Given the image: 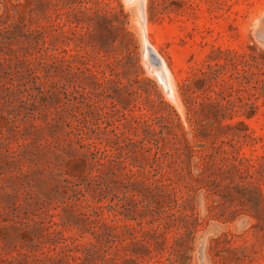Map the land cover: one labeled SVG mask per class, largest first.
<instances>
[{
	"label": "rangeland",
	"instance_id": "obj_1",
	"mask_svg": "<svg viewBox=\"0 0 264 264\" xmlns=\"http://www.w3.org/2000/svg\"><path fill=\"white\" fill-rule=\"evenodd\" d=\"M129 2L0 0V264H264V183L241 173L247 163H264V0H144L146 37L170 73L171 95L146 56ZM75 15L84 22L71 34ZM86 23L89 31L81 29ZM51 64L57 68L47 74ZM208 64L220 65V75L196 90L189 111L180 85ZM28 68L59 84L47 78L38 90ZM10 86L20 94L7 96ZM227 101L233 118L222 124L244 121L246 129L218 131L216 105ZM252 104L257 110L247 119ZM187 117L204 127L203 139ZM172 121L191 151L175 141ZM71 132L106 149L98 172ZM198 152L209 154L204 179L195 191L176 186L177 205L162 194H126L114 177L124 165L137 180L151 167L174 180L181 168L195 176ZM88 172L96 181L84 179ZM62 179L80 182L85 198L66 206ZM235 184L260 188L257 211ZM93 232L110 233L113 261L67 257L60 237L102 245Z\"/></svg>",
	"mask_w": 264,
	"mask_h": 264
},
{
	"label": "trees",
	"instance_id": "obj_2",
	"mask_svg": "<svg viewBox=\"0 0 264 264\" xmlns=\"http://www.w3.org/2000/svg\"><path fill=\"white\" fill-rule=\"evenodd\" d=\"M76 19H74V22H69V27L72 33L71 34H76L77 31L75 29L78 28L80 22L82 19H79V16L75 15L74 16ZM100 19V20H98ZM104 17L99 16L97 17V21L103 20ZM72 24H76L74 27H71ZM93 24V21H92ZM49 27H58L61 28V26L57 23H50L48 22ZM87 28L82 27V30L89 31V27L91 26L90 23H86ZM102 51V47H99V52ZM55 59V57H53ZM45 64V63H42ZM57 67L54 66V64H51L48 66V71H46L47 74L50 73V70H56ZM70 69V67H68ZM222 67L218 64L214 65H206V69H200L196 73H193L191 76L187 77L182 85H180V88L182 90V94L186 97V100L189 104L188 110L192 111L197 104V101L192 98V96L195 94L196 90H200L207 82L211 81L212 79H217L220 75V70ZM67 71H69L67 69ZM28 72H30V81L28 83L33 84L38 90H41L46 84L47 78L50 79V85L53 87H56L57 84H59L58 81L54 80L53 78H49L50 76L48 75H43V76H38L36 75V72L34 69L28 68ZM3 86H0V89ZM20 87L18 86H10L6 87V95L7 96H18L20 94ZM196 88V89H194ZM207 98H204V100ZM208 100V99H207ZM231 102L227 101L226 105H216V109H221L220 116L217 118L218 115H214L215 120L219 123L218 125V131L224 130V129H232L233 127H242L243 129H246V124L244 121H239L236 122L234 125L231 124H222L223 121L225 120H232L233 117L230 115H227V112L229 109H227V105H230ZM257 110V106L252 104L249 106V111L246 113V118L251 119L255 116V112ZM187 120L191 126V130L193 132L194 137L198 138L199 140L203 139L202 134L199 133L198 131V126L201 128H204L202 125H199L197 121H195L193 118L187 117ZM134 122L138 125L144 124L146 127L147 134H152V132L149 130L150 126L147 124V121L144 120H137L135 119ZM171 127L177 129V133L174 136L175 141H183L186 149L188 151L190 150V146L188 141L185 138V132L183 131L181 125L178 122H169ZM168 128V127H167ZM205 130V129H204ZM154 133V132H153ZM74 138L77 139V143L80 146V149H86V155L84 158H88L92 162H94V165L97 167V172L98 168L103 167L106 163H101V158H99V155L101 154H106V149L101 150V148L98 147L94 142H86V139L82 136L80 132L77 133H70ZM155 134V133H154ZM216 135V134H215ZM199 154V161L195 166L197 174L193 176L191 174L190 169H180V172L177 175V179H173L172 177L167 176L165 173L162 172L160 167H151L152 171L150 173H144L143 171H139L138 177L141 179L137 180L134 176V173L132 170L127 169V167L124 165L121 169V173L114 175V177L118 180L120 184H123V186L126 189V194H131V196H134V192H136L138 195L143 196L144 198L148 197L149 194L156 193V194H162L163 197H167L170 199L174 200L175 205H177V195L181 192L176 186L180 184H184L185 188L188 189L189 192L195 191L197 186L196 184L200 182L202 179H204V163H207L205 159L209 157V154L206 153H200ZM160 160V157L156 154L153 158L152 161L157 162ZM201 162V163H200ZM109 164V163H108ZM123 163H118V165H121ZM248 167L244 169L241 173L244 175L243 178H248L252 180H256L257 183L262 182L264 183V163H259L257 165H252L250 163H247ZM217 170V169H216ZM255 175V176H254ZM58 177H62L61 174L56 175ZM96 177L92 175L91 173H87L84 176V179L89 181V182H94L96 181ZM142 181V182H141ZM58 183H64L63 186V194L66 195V206L71 205L73 202H78L80 199H84L85 195L84 192L80 189V182H73L69 181L67 179H62L58 180ZM141 182V183H140ZM144 185L143 187L139 185ZM232 184V182L230 183ZM141 187V188H140ZM227 189H230L227 188ZM232 190L236 192L243 203H246L249 205L251 209L254 211L258 210L259 204H260V188L251 186V188H246V187H241L238 184H235L232 187ZM188 195V193H187ZM228 195L232 196V193H228ZM55 195H50L47 198V201H43L41 203L42 208H47L48 202H50ZM184 196H180V199H183ZM38 199V198H37ZM99 202V201H98ZM88 207L91 208H100V206H95V205H88ZM126 212H130L128 209H125ZM46 213L48 210L45 211ZM96 214V213H95ZM98 216V215H96ZM174 217V215H172ZM186 229V236L189 237L192 235V232L188 229L186 224L184 227ZM80 235L84 234L85 231H82L80 229L79 231ZM87 232V231H86ZM58 233V232H57ZM59 234V233H58ZM93 234L96 235L97 239L103 243L102 245L99 246H93L92 244L88 245H83L79 243V238L78 237H69V238H63L60 237V244H62V247L64 251L67 254V257L71 258L73 261H79L82 260L84 261L85 259L88 258H97L100 259L102 262H105L107 260H111L110 257V249L113 248V241H112V236H110V233H97L93 232ZM116 248V247H115ZM73 250H76L75 252H81L83 255L82 256H72Z\"/></svg>",
	"mask_w": 264,
	"mask_h": 264
},
{
	"label": "bare ground",
	"instance_id": "obj_3",
	"mask_svg": "<svg viewBox=\"0 0 264 264\" xmlns=\"http://www.w3.org/2000/svg\"><path fill=\"white\" fill-rule=\"evenodd\" d=\"M129 1H130L129 3L133 4L135 6V9H137L136 10L138 13L137 22H138L139 27L141 29V38L143 41V45L145 44V46H146V56L149 57L151 60V63H153L155 65L159 75L162 78L161 80L164 81L166 88H167L168 85L166 84V79H168L169 82H172L171 77H170V73H169V71L165 65V62L160 57V55L157 53V51L149 44L147 37H146V13H145L144 0H129ZM147 57H145V58L147 59ZM146 61H148V60H146ZM167 89L169 90L170 95L173 94V92L171 93L172 90H170L169 88H167ZM173 100H176V99H173ZM176 101L174 103H177Z\"/></svg>",
	"mask_w": 264,
	"mask_h": 264
}]
</instances>
